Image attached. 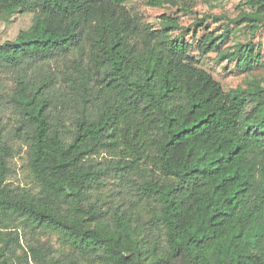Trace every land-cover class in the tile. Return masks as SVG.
Listing matches in <instances>:
<instances>
[{
	"label": "trees",
	"instance_id": "16d2710c",
	"mask_svg": "<svg viewBox=\"0 0 264 264\" xmlns=\"http://www.w3.org/2000/svg\"><path fill=\"white\" fill-rule=\"evenodd\" d=\"M127 1L0 0V22L33 14L29 28L0 42V70L14 72L7 98L26 128L39 184L31 195L6 182L11 150L0 125V264H28L15 254L17 223L57 232L78 251L51 257L29 245L39 264H264V86L251 78L225 91L189 54L181 31L173 34L182 29L177 17L161 14L153 28ZM235 8L230 23L264 25V0ZM222 37L206 32L198 55L217 51L220 61L250 67L249 48L217 50ZM68 55L66 92L47 74L27 73ZM69 107L72 130L61 123ZM100 153L112 158L102 164ZM134 171L145 179L130 178ZM111 173L133 185L127 207L89 201ZM142 200L145 219L133 209Z\"/></svg>",
	"mask_w": 264,
	"mask_h": 264
},
{
	"label": "rangeland",
	"instance_id": "374dc122",
	"mask_svg": "<svg viewBox=\"0 0 264 264\" xmlns=\"http://www.w3.org/2000/svg\"><path fill=\"white\" fill-rule=\"evenodd\" d=\"M243 0H179L174 5H164L163 7H150L146 4L147 0H129L125 3L128 10L142 20L150 24L153 28L159 27L158 16L166 14L177 17L181 30H176L173 34L181 31L183 37L191 44L189 54L198 60L199 66L209 71L218 80L225 91L238 85L245 87L248 79L254 78L261 86H264V25L259 24L256 28H251L241 24L230 23V19L238 16L239 10L236 4ZM215 16H219L215 19ZM33 20L31 12L21 13L19 11L12 14L5 21L0 22V42L13 39L19 30L29 28ZM229 24V29L226 28ZM197 29L194 36L192 31ZM212 31L214 34H222V39L217 43V50L234 51L238 48L243 50L249 48L252 51L251 66H238L236 60L220 61L216 57V52H210L203 57L198 55L197 41L206 32ZM241 56V54L239 55ZM71 56L53 57L49 60L38 62L36 65L27 68L28 75L41 76L47 74L53 77L54 88L59 91H67L66 82L63 74L73 70L70 63ZM254 58V60H253ZM256 59V60H255ZM14 72L12 69L0 70V125L1 137L10 147V154L7 158L9 171L6 175V182L18 191H25L31 195H37L39 184L33 178L28 166V141L26 138V128L20 122V115L8 101V95L12 93L14 86ZM59 106V105H57ZM252 104H248L246 112H251ZM52 115L57 114V109H52ZM74 109L69 107L68 111H63L61 123L64 129L72 130L74 127ZM107 153H100L95 157L96 161L102 164L110 161ZM130 178L142 181L145 175L142 172L134 171ZM101 187L92 186L90 189L89 201H95L103 208L115 203L124 204L127 207L135 200L133 185L125 181L118 174H107L102 177ZM143 200L138 201L133 209L135 213H140L141 218L145 219ZM15 230V228L2 229V231ZM19 233L18 244L15 245V254L20 258H27L28 264H39L35 262L28 251L29 245H40L48 251L51 257H66L70 254L78 253L73 246L62 238L57 232L47 229H30L17 223ZM13 261L15 259L13 258ZM87 261L81 260V264Z\"/></svg>",
	"mask_w": 264,
	"mask_h": 264
}]
</instances>
